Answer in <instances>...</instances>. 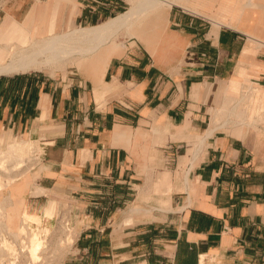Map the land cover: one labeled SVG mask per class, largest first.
<instances>
[{
  "label": "crops",
  "instance_id": "obj_1",
  "mask_svg": "<svg viewBox=\"0 0 264 264\" xmlns=\"http://www.w3.org/2000/svg\"><path fill=\"white\" fill-rule=\"evenodd\" d=\"M51 1L77 27L122 8L120 0H82L79 9ZM231 1L183 7L215 8L207 30L170 9L159 34L173 46L155 56L125 45L101 66L72 62L90 78L57 69L0 75V134L43 148L38 176L13 186L20 167L12 169L7 196L22 198L28 221L55 205L67 214L77 230L62 264H264V136L251 146L222 128L207 133L242 67L264 85V41L239 26L246 11L261 33L256 2L237 9L242 0ZM37 5L0 0V27ZM251 42L260 47L242 63Z\"/></svg>",
  "mask_w": 264,
  "mask_h": 264
},
{
  "label": "bare ground",
  "instance_id": "obj_2",
  "mask_svg": "<svg viewBox=\"0 0 264 264\" xmlns=\"http://www.w3.org/2000/svg\"><path fill=\"white\" fill-rule=\"evenodd\" d=\"M37 1L39 5L34 7L23 21L13 19L11 24V19H6L5 26L0 27V75L30 70H49L52 73L69 62H77L79 66L80 64L101 66L112 55L120 54L124 50L125 44H119L114 40L116 34L121 30H125L130 37H137V40L139 39L155 56L160 49L172 48L173 44L160 42L159 39L155 41L150 32H155L157 26L160 27L161 32H165L163 28L166 27L170 8L173 5L181 7L187 5L192 8L195 0H127L130 6L117 16L99 24L84 27H77L73 22L70 23V17L62 19L61 15H55L54 30L48 35L43 29L49 18L48 11L51 9L52 1L47 0L42 4L39 0ZM254 25V16L243 11L239 26L248 32ZM261 33L263 36L264 26ZM254 46L256 45L251 42L243 51L240 60L242 63L252 56V47ZM81 57L83 58L82 63L77 61ZM244 71L242 67L239 73L243 77ZM240 84L241 80L238 77H233L230 80L226 89L228 92H225L224 95L226 102L222 108L214 110L213 121L215 124L207 133L224 128L232 118L236 119L234 123L236 127L250 129L256 123V114L264 113L263 97L259 96L253 102L250 95H242L236 99L227 98L229 92L236 90ZM246 101L249 102L247 105H245ZM223 116H226V119L223 120L224 123L218 124ZM25 143L27 142L9 144L7 155L0 154V164L6 162L10 165L12 163L15 166L13 168H19L18 166L21 165L18 164L22 161L21 153ZM6 156L8 159L4 160L3 158ZM25 180L28 184L32 177L28 176ZM7 182L9 183V180ZM22 202V198L18 195L15 197L6 196L0 200V264L4 262L19 264L16 262L17 256L14 255L16 252H13L14 246L17 244L20 245L22 254L27 253L31 264H41L42 259L44 261L50 259L58 251V248L47 247V227H43L40 234L35 229L29 230V221L24 219L26 214L20 219L22 224L16 231L20 234L24 233L26 240L20 242L16 232L10 231L5 223L7 215L9 212H19L18 207ZM5 231L13 238L12 240L2 237ZM58 244L60 243L58 242Z\"/></svg>",
  "mask_w": 264,
  "mask_h": 264
},
{
  "label": "rangeland",
  "instance_id": "obj_3",
  "mask_svg": "<svg viewBox=\"0 0 264 264\" xmlns=\"http://www.w3.org/2000/svg\"><path fill=\"white\" fill-rule=\"evenodd\" d=\"M47 0H41V4L44 3ZM59 1H67V0H59ZM72 2L76 3V6L79 9V5L81 3L82 0H71ZM122 3V8L119 11V13H121L122 11H124L125 9H127L130 4L127 0H120ZM219 1V0H218ZM233 1V0H232ZM231 1V2H232ZM245 1V0H244ZM256 2V5L254 7L251 8L250 11H254L256 13V15L261 18L262 22L264 23V0H254ZM205 2V1H204ZM217 4V2H215ZM243 0L240 3H236V7L238 9V7L242 6ZM208 4V3H207ZM205 4L202 7H200L201 14H197L194 13L192 11H189L183 7H179V6H175L173 5L170 9H172L174 12L176 11H180V14H184L185 16H187L188 18H192L194 20H197L199 23H201V27L202 30H207L209 27L212 26L211 19H214L216 16V9L212 8L211 6ZM250 5H254L252 3H250ZM186 8L190 9V10H194V8L192 7H187ZM67 13L73 10V4L71 2H69V4L67 5ZM196 11V10H194ZM237 11V10H236ZM61 13V11L57 10V15H59ZM49 14V18L45 23V27H44V32L45 34H50L53 30H54V16L56 15V6L53 4V6H51V9L48 11ZM47 14V15H48ZM75 19V18H74ZM73 19V20H74ZM107 19V18H106ZM105 19L101 20L100 22L104 21ZM211 21V22H210ZM213 23V22H212ZM234 25L236 24L235 22H233ZM79 25V24H77ZM85 25H90V24H82V26ZM168 26V22L166 23V28ZM223 27V26H221ZM260 29H251L248 31V35L249 36H254L259 38L260 40L264 41V35L262 36V34L258 31ZM152 35V38L155 39V41H157V39L161 40V35L159 33H161L160 29H156L155 32H150ZM246 37V36H245ZM114 40L117 41V43L119 44H125L127 46L129 45H133V46H138L141 48V50L145 49L146 46L138 39L137 37H130L128 34H126L125 30H121L118 34H116V36L114 37ZM162 42V41H160ZM256 45V48L260 47V43L259 44H254ZM126 48V47H125ZM124 48V50H125ZM262 48H264V44H262ZM262 52L264 53V49L262 50ZM181 63V61H180ZM256 68H258L256 65L251 68V70H256ZM245 70V69H244ZM68 71H72V72H78L84 76H86L87 78H90V74L88 73L87 70H85L83 67H78L75 64H73L72 62L67 63L62 69H57L56 72H61L63 74H65ZM29 72H38L36 70H32ZM43 72V71H42ZM55 72V71H54ZM244 77H241V84L238 85V88L236 87V90H233V92H229L227 98L228 99H236L241 97L242 95H250L252 96L253 101H255V99L257 97H263L264 99V85L262 84V82L260 81V79H258L257 77H248L249 73L244 71ZM43 73H48V71H44ZM227 81L224 82L223 84L226 85ZM260 91V92H259ZM250 102V103H252ZM246 101V104L247 105ZM226 119V116H223L222 119L220 121H223ZM255 120L256 123L254 125V127L250 128V129H246L243 127H236L235 126V118L231 119V122L228 123L224 128H222L221 130L228 132V133H232L235 136H239V137H244L245 140L248 142L249 145L251 146H256L258 144V142H260V138H263L264 136V113L263 112H258V114H256L255 116ZM241 131H244L245 134H242ZM7 135V139H1V137ZM21 139H25L24 137L18 136L16 134H11V133H2L0 134V154L2 153L3 155H7L6 151H8V147H7V142H14L17 140H21ZM27 140V139H26ZM23 142H21L22 144ZM196 143L194 142L191 150H189V152H192L195 148H196ZM24 149H19L22 150L23 152L21 153L22 156V161L18 164L21 166L18 171L12 172L11 175H13V177L16 179L13 182V186H17L18 182H22L26 179V177L28 176H33V179H35L36 176V172L40 169V161H41V155L43 153V148L41 147L42 145H39L37 142H32L31 145H28L27 143L24 144ZM20 148V147H19ZM18 150V151H19ZM4 160H7V156L3 158ZM9 164V163H8ZM6 162H3V164H0V200H2L3 198H5L7 196V189L6 186L9 184L7 181L9 180V182L11 181L9 179V175L13 170H15L16 168L14 165H12V163L10 165H8ZM17 166V165H16ZM167 180H170V173H167ZM2 181V182H1ZM8 183V184H7ZM169 191L171 190L170 188L168 189ZM153 192L155 193H159V190L155 189L153 190ZM23 205L21 204L18 209L19 212L16 213H8L7 215V220L5 221V223L7 224L8 228L10 229L11 232H16L18 230V228L20 227V225L22 224L20 219H22V216L25 215V213L23 211H21ZM124 209V208H123ZM123 209H121L120 211H124ZM23 210V209H22ZM21 211V212H20ZM49 212L46 213L43 216V218L39 217V222H33V221H29V230L35 229V231L40 234L42 232L43 227H47L48 228V235H47V247L49 248H58V251H56V254H54L50 259L47 260H43L40 262L41 264H62L63 259L65 258L66 253L68 252V249L70 247V245L72 244V241L74 239V235L76 233V227L74 225H72L70 223V220L68 219V217L66 216L67 214L65 213H58L57 211V206L55 205V210L53 212V206H51L48 210ZM24 219L28 220L26 216H24ZM18 235V240L21 241H25V234L23 233H17ZM3 238H6L7 240H12L13 238L11 236H9V234L5 231L3 232ZM8 237V238H7ZM59 240V241H57ZM62 241V242H61ZM58 242L60 244H58ZM58 244V245H57ZM13 252L15 253L14 255L17 256V260L16 262L19 264H31L28 260L27 257V253H23L21 251V247L19 244L14 246ZM14 255H12V257H14ZM44 261V262H43ZM8 263V262H7ZM7 263H3V264H7Z\"/></svg>",
  "mask_w": 264,
  "mask_h": 264
}]
</instances>
